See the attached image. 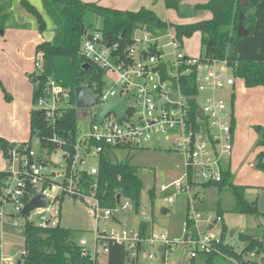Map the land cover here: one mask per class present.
<instances>
[{
  "label": "built area",
  "instance_id": "1",
  "mask_svg": "<svg viewBox=\"0 0 264 264\" xmlns=\"http://www.w3.org/2000/svg\"><path fill=\"white\" fill-rule=\"evenodd\" d=\"M168 35L170 46L165 50L155 31L136 27L132 41L121 52L119 44L105 41L99 30L85 31L81 51L101 72L100 80L88 85L96 100L87 108L90 110L87 128H77L74 134L68 132L71 141L54 132L43 147L35 138L34 145L39 146L40 151L31 146V141L22 143L21 149L15 145L6 153L1 151L8 160L6 167L0 170V264H15L13 258L17 254L15 251L12 255L11 251L6 255L3 251L4 219L16 234L24 232L26 224L54 227L60 224V207L65 199L74 202L90 198L93 201L92 237L84 233L78 236L83 256L91 255L95 259L106 254L108 239L122 243L127 258L136 259L138 264H142L139 255L145 247L152 248L155 244L159 245L161 260L173 247H178L182 264L186 259L219 252L220 232H215L213 227L222 218L202 215L195 207L202 196L192 190L196 185L220 182L227 168L233 148V115L231 99L226 102L221 91L227 88L232 96L237 77L226 60L190 56L182 50L181 39L174 31ZM34 62L39 73L44 68L43 52L35 53ZM118 89L120 97L129 94L126 111L120 119L109 112L97 122V107L111 101ZM36 101L35 109L44 112L52 127L55 113L70 106L68 90L50 78ZM193 103L194 115L191 114ZM160 139L166 149L181 154L184 171L159 188L161 191L172 188V193L165 198L169 206L178 193H186L187 219L193 229L185 221L184 237L173 240L163 231L152 228L146 234L139 228L124 226L99 228L100 219L116 221L115 211L132 206L128 199H119L115 209H103L98 204L93 190L100 155L119 149H143ZM49 143L52 145L48 146ZM49 150L55 152L53 157L49 156ZM84 175L92 177L87 188ZM32 190L36 195H43L45 205L22 214ZM225 242L235 246L232 240ZM23 253L24 250L21 256ZM147 258L153 259L154 253L147 252Z\"/></svg>",
  "mask_w": 264,
  "mask_h": 264
},
{
  "label": "trees",
  "instance_id": "2",
  "mask_svg": "<svg viewBox=\"0 0 264 264\" xmlns=\"http://www.w3.org/2000/svg\"><path fill=\"white\" fill-rule=\"evenodd\" d=\"M21 4L36 17L40 33L46 29L45 17L52 23V38L40 41L35 46V53L43 52L47 67L39 73L34 72L30 75L33 83V99L41 93L48 78L58 86L66 88L69 95L70 106L55 113L53 127L44 112L35 108L30 110L29 139L33 137L38 139L41 147L46 146L47 138L54 132L71 141L68 132L74 134L78 128L74 88L85 84L91 86L93 80L101 78L100 70L81 51L83 37L81 29L84 26L87 31L84 21L87 12H92L101 18L102 24L98 30L105 41L117 42L121 52L132 41V32L136 27L155 31L166 26L165 20L161 19L152 8L144 5L137 9H120L95 0H42L41 12L28 0H21ZM164 5L183 19L209 12L208 18L168 24L173 27L179 39L190 36L193 32H199L203 55L226 60L232 67L233 74L240 78L246 87L264 85V0H244L243 4L241 0H206L193 5L185 4L182 0H164ZM11 6L12 0H0V31L4 30L11 17ZM240 28L243 30L242 34L239 33ZM86 64H89L87 68ZM0 86L5 91L1 81ZM5 98L10 99V95L5 93ZM195 113L193 103L191 114ZM255 129L262 135L258 145H263L264 128L257 125ZM11 144L13 143L0 138V150L3 153L8 151ZM50 145L52 144L49 143L48 146ZM256 158V167L264 169V151L258 153ZM95 177L93 195L101 208L115 209L119 199H128L136 211L139 209L143 182L139 168L132 165L128 159L112 162L107 154H101ZM91 180L90 175H84L86 188ZM212 185L219 188L228 186L231 189L234 211L253 215L264 214L258 210V195L253 201H249L245 197V186L234 184L228 169L223 171L220 182L206 183L202 186ZM147 194L153 201L154 188H149ZM185 221L187 226L193 229V224L188 223L187 214ZM139 229L142 234H146V228L143 230L140 226ZM79 233L61 224L49 228L26 224L24 253L20 264H98V256L93 259L91 255H82L78 243ZM227 237L222 229L221 241L217 244L219 252L214 251L197 257L203 260L202 264H211L217 255L241 260L248 251L255 250L258 253L262 251V244L257 238L239 233L240 239L245 242L242 248L237 250L225 242ZM107 248L106 264H138L136 259L127 258L122 243L108 239ZM197 258L190 259V264H196ZM163 262L164 258H162Z\"/></svg>",
  "mask_w": 264,
  "mask_h": 264
},
{
  "label": "rangeland",
  "instance_id": "3",
  "mask_svg": "<svg viewBox=\"0 0 264 264\" xmlns=\"http://www.w3.org/2000/svg\"><path fill=\"white\" fill-rule=\"evenodd\" d=\"M37 9L42 12V0H28ZM94 1V0H92ZM108 4V6L120 9H135L141 5L152 8L161 19L166 21V26L157 28L155 36L158 42L165 50H169L170 43L169 33L173 32V27L168 24H178L192 22L200 18H208L209 13L203 12L197 14L193 18L183 19L179 17L172 9L166 8L164 0H95ZM189 4L203 3L206 0H186ZM12 14L10 19H14V23L23 24L21 27L15 25L9 26L3 35H0V41L8 40L10 48L6 52L8 55L3 61H0V79L6 82L8 90L3 91L0 87V134L21 132L23 134L21 141H16L15 145L22 142L32 143V147L40 151L39 146L34 145L35 138L29 139V123L28 111L30 108L37 107L36 99L32 96V81L30 75L38 72L35 66L34 58V43L39 40V37L51 39L53 36L51 21L45 17L46 29L40 33L38 31V23L36 17L28 12L21 0H12ZM87 26V31L92 32L101 27V18L92 13L87 12L84 18ZM12 22V24H14ZM7 25V24H6ZM3 33V30H2ZM0 33V34H2ZM39 36V37H38ZM0 42V44H1ZM181 48L190 56L203 55V49L200 45L199 32H193L190 36H183L181 39ZM17 66H20L17 70ZM36 75V74H35ZM28 82L31 87L29 91L23 94L20 98L11 99V91L17 82L21 79ZM12 84V85H11ZM234 94L231 97L228 89L221 91V95L226 102L232 99V110L234 117L233 130V148L230 156V172L232 181L235 184L244 185L247 187H264V169L256 167L258 153L264 151V144L258 145V141L262 135L255 126L260 125L264 128V85L256 87H246L243 81L236 78L233 87ZM5 93L10 95V99L5 98ZM13 97V95H12ZM67 102V99H65ZM27 104V110L24 111L23 105ZM67 104V103H66ZM89 109L77 108V123L79 129L87 128L89 125ZM17 113V114H16ZM163 139L158 142H152L143 149L127 150L119 149L108 153V158L112 162L128 159L129 162L139 168V175L143 182V188L140 196V206L136 211L133 206L128 209L115 211L113 216L116 221H105L100 219L98 227H116L124 226L138 229L140 226L154 230L163 231L169 238L179 240L185 234V220L187 214V195L184 192L178 193L175 196L174 202L169 206L165 198L172 193V188L161 191L160 185L166 184L179 177L184 166L182 157L179 152L166 149ZM49 156L53 157L51 150L48 151ZM8 158H4L0 153V170L6 167ZM93 164L94 160L91 161ZM63 165V162H61ZM149 188H154L155 195L153 201L150 200L147 191ZM261 189H259L260 191ZM192 192H199L204 197L203 202L195 203V207L200 210L202 215L212 214L220 215L222 220L214 227L215 232H220L223 229L225 235L234 242L233 247L240 250L245 241L241 240L239 233L247 234L257 238L262 244V251L255 250L246 252L241 260L232 259L227 256L217 255L213 258L211 264H264V214L253 215L244 214L234 211V200L232 191L228 186H208L206 188L196 185ZM261 192V191H260ZM259 192V193H260ZM259 195V194H258ZM251 196L248 192L246 198ZM165 209L166 212H163ZM93 201L90 198L85 200H76L71 202L64 200L61 204L60 224L63 227L71 228L78 232H83L86 237H92V231L95 227L93 216ZM5 242L3 243V251L6 255L15 250L17 254L13 261L17 264L21 253L24 249L25 234L14 233L13 226L4 219L3 224ZM235 232L230 234V231ZM227 237V238H228ZM154 253L153 259L147 258V252ZM103 254L97 257L98 264L101 263ZM162 253L159 245L155 244L152 248L146 246L145 251L139 255V261L142 264H182V258L178 247H173L171 251L166 253L164 262L161 260ZM202 259L197 258L196 264H202ZM249 261V262H247ZM184 264H190V260L186 259Z\"/></svg>",
  "mask_w": 264,
  "mask_h": 264
},
{
  "label": "water",
  "instance_id": "4",
  "mask_svg": "<svg viewBox=\"0 0 264 264\" xmlns=\"http://www.w3.org/2000/svg\"><path fill=\"white\" fill-rule=\"evenodd\" d=\"M243 3H244V0H241V4H243ZM81 30H82V35H83L85 33V27L82 26ZM0 33H2V30L0 31ZM239 33L240 34L243 33L242 28L239 29ZM88 65L89 64H86V68ZM43 67L44 68L47 67L46 61L43 62ZM86 81L88 82L89 79H87ZM128 95L129 94H126L125 96L120 97V90L118 89L115 97L111 101L104 103L102 105H99L97 107L96 121L101 122L102 118L109 112H114L116 115V119H120L121 116L126 111L125 103H126V99H127ZM95 100H96V96L89 89L88 85H86V84L85 85H79V86H76L74 88V103H75L76 108H82V109L90 108L91 106L94 105ZM14 146H15V144L10 145V147H14ZM16 147H17V149H21L22 144H18ZM30 196H31V199L25 204V206L22 210V214L29 212L30 210H32L35 207L45 205V199H44L43 195H36L35 191L32 190L30 193ZM257 205H258V210L260 212H264V189L258 195ZM163 212H166V209ZM142 229L143 230L145 229V225L142 226ZM232 233H233V230L230 231V234H232ZM82 234H83V232L79 233V235H82ZM11 253H12V255H14L15 250H13ZM20 263H21L20 261H17V264H20Z\"/></svg>",
  "mask_w": 264,
  "mask_h": 264
},
{
  "label": "crops",
  "instance_id": "5",
  "mask_svg": "<svg viewBox=\"0 0 264 264\" xmlns=\"http://www.w3.org/2000/svg\"><path fill=\"white\" fill-rule=\"evenodd\" d=\"M86 1H92V0H86ZM185 4H189L186 0H182ZM100 2V1H99ZM100 3H102V2H100ZM102 4H105V3H102ZM105 5H108V4H105ZM189 5H192V4H189ZM148 7V6H147ZM138 8V7H137ZM137 8H135V9H137ZM203 13V12H202ZM207 13H209V12H207ZM11 14H12V10H11ZM209 16H210V13H209ZM208 16V17H209ZM188 19V18H187ZM12 22L14 23L15 21H14V19L13 20H11V19H9V21L7 22V25L5 26V28H4V30H3V33L2 34H0V35H3L7 30V28L9 27V26H12V25H15L16 27H21L23 24H17V23H14V24H12ZM7 27V28H6ZM39 37V36H38ZM1 40V39H0ZM43 40H48V39H44V38H41V37H39V40L38 41H36L35 43H34V52H35V46H36V44L37 43H39L40 41H43ZM1 42V41H0ZM10 42L8 41V40H6L5 39V41H2L1 42V44H0V61H3L8 55H1V54H6V52L8 51V49L10 48ZM19 67L20 66H17V70L19 69ZM0 81H1V79H0ZM3 83H4V85L6 86V82L3 80V81H1V84H2V86H3V88H4V90L7 88V87H5L4 85H3ZM18 84H16L15 83V85L14 86H12L13 88L12 89H9L10 91H11V93H12V95H13V97H12V95H11V99L12 98H14V100H16L17 98H20V96H21V94H23V97H24V99H25V95L24 94H26V92L27 91H29L30 92V94H31V87H29L28 86V82H26L23 78L21 79V81L20 82H17ZM12 85V84H11ZM32 86H33V83H32ZM1 87V86H0ZM1 89H2V87H1ZM3 90V89H2ZM6 90H8V88L6 89ZM32 93H33V89H32ZM233 94H234V92H233ZM232 94V95H233ZM2 94H0V96H1ZM13 100V99H12ZM13 100V101H14ZM231 104H233L232 103V99H231ZM23 107H24V111H26L27 110V104H25L24 103V105H23ZM32 108H30V110H31ZM30 110L28 111V113H26V114H28V123H29V129H28V133H29V137H30ZM17 114V113H16ZM232 115H233V110H232ZM233 130H234V117H233ZM22 137H23V134L21 133V132H16V131H14L13 133H6L5 132V135L4 136H2V134H0V138H3L4 140H6V141H8L9 143H15L16 141H21L20 139H22ZM233 142H234V137H233ZM23 143V142H22ZM0 153L2 154V152H1V150H0ZM3 156V155H2ZM230 159V158H229ZM226 169H228L229 171H230V161L228 160L227 161V168ZM2 170V169H1ZM230 175L232 176V174H231V172H230ZM235 184V183H234ZM237 185H239V184H237ZM213 186V185H212ZM208 187V186H207ZM204 188H206V187H204ZM259 189H261L260 191H262L263 189H264V187H247V186H245V190H244V193H245V197H246V195H248V192L250 191L251 192V196H249V198H248V200L249 201H253L255 198H256V196L259 194ZM234 200V199H233ZM204 201V197H202V201L201 202H203ZM167 210V209H166ZM261 213H264V212H261ZM256 215H261V214H256ZM235 231L233 230V233H234ZM227 240H231L229 237L227 238ZM101 263H99V264H106V255L105 254H103V256H102V258H101Z\"/></svg>",
  "mask_w": 264,
  "mask_h": 264
}]
</instances>
